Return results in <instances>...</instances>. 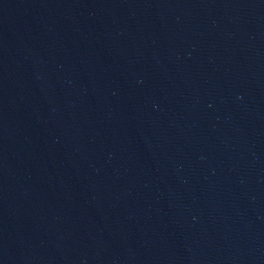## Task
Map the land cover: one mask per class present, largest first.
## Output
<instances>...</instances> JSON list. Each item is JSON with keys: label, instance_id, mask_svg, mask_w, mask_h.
<instances>
[{"label": "water", "instance_id": "95a60500", "mask_svg": "<svg viewBox=\"0 0 264 264\" xmlns=\"http://www.w3.org/2000/svg\"><path fill=\"white\" fill-rule=\"evenodd\" d=\"M0 264H264V0H0Z\"/></svg>", "mask_w": 264, "mask_h": 264}]
</instances>
